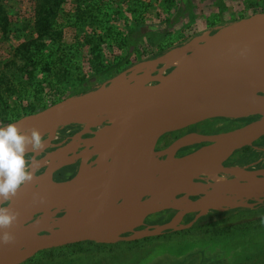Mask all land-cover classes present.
Masks as SVG:
<instances>
[{
	"label": "bare ground",
	"instance_id": "bare-ground-1",
	"mask_svg": "<svg viewBox=\"0 0 264 264\" xmlns=\"http://www.w3.org/2000/svg\"><path fill=\"white\" fill-rule=\"evenodd\" d=\"M213 59L210 48L204 45L200 37L194 36L159 59L140 61L134 65V70L165 74L166 70L171 68L168 73L196 84L204 75L203 69L209 66ZM258 73L264 78V70H259ZM168 103L169 100L156 103V109L162 111L156 118H161L169 111L170 103ZM141 104L142 102L136 97L106 98L89 104L72 118H65L44 129L42 133H47L43 136L46 146L37 153L40 154L37 158L38 165L32 168L45 167L43 175L37 179L42 186L34 188L33 181L25 185L24 219L27 220L34 210L39 209L42 215L38 218V223L55 231H62L85 211L94 208L100 191L111 174L126 133L139 114ZM92 112L102 115L92 122ZM251 114H260L261 118L251 125L242 127L239 134L226 132L209 136L205 142H215V144L207 147L206 151L183 158H173L174 151L179 148L202 142V136L198 134L182 138L159 152H156L155 147L142 151L135 159L134 169L138 186L143 187L142 189L136 187L133 192L131 208L125 206L126 220L116 222L104 240L112 242L123 239L120 237L123 233L142 232L144 228L141 226L146 214L168 206L176 209L180 214L194 212L196 217H200L208 208L220 210L222 207L236 206L243 202L244 198L264 197V167L260 168L258 163L218 166L221 165L223 157H228L232 153L234 146H239L243 139L259 134L260 129L264 127L263 108L242 96L212 100L198 104L186 126L216 115L242 118ZM104 119L107 120L106 123ZM71 120L91 121L95 129L89 131L91 136L81 141L80 146L85 145L81 149L72 148V145L54 148L55 127ZM77 158L80 160V165L75 178L62 182L63 184L53 183L51 187L49 179L53 180L52 170L74 163ZM166 184L167 190L173 191V199L170 202L166 199L167 191L164 190ZM145 193L149 196L147 200L138 201ZM177 194L182 196L174 199ZM80 196L84 198L83 202H79ZM53 207L64 209L65 215L69 214L72 220L64 217L56 220L48 219V210ZM178 219L177 215L175 221ZM12 263L9 258L0 259V264Z\"/></svg>",
	"mask_w": 264,
	"mask_h": 264
},
{
	"label": "water",
	"instance_id": "water-1",
	"mask_svg": "<svg viewBox=\"0 0 264 264\" xmlns=\"http://www.w3.org/2000/svg\"><path fill=\"white\" fill-rule=\"evenodd\" d=\"M197 36L202 39L206 47L210 48L214 59L203 69L204 75L196 84L170 73L137 71L133 66L131 69L118 72L87 89L70 94L45 108L13 121L19 122L25 131L33 127L43 131L65 118H72L89 104L106 98L136 97L142 102L139 114L126 133L111 174L102 187L94 208L85 211L66 229L55 231L37 222L42 215L39 209L34 210L29 219H24L26 191L23 186L12 201L4 202L5 206L10 204L11 208L19 212V218L10 229L15 235V241L9 244L0 242V259L9 258L13 261L12 264H20L36 253L50 248L85 241L114 243L121 240H137L183 230L197 221L170 219L165 223L150 224V229L138 235L129 232L127 238L112 242L104 240L116 222L126 220L125 206L131 208L133 192L136 187L138 189L143 187L138 186L134 169L136 157L142 151L155 147L165 135L185 127L198 104L242 96L264 109V78L258 73L259 70H264V11L255 12L216 27L214 32ZM173 48L175 46L154 59L163 57ZM165 100H169V111L161 118H156L162 113L161 109H156V103ZM101 115L92 112L91 121L93 122ZM217 116L221 115L212 117ZM91 121L82 122L83 128L77 133L82 135L88 132L93 127ZM73 122L77 121L71 120L68 123ZM244 125L245 123L232 129L219 130L213 135L222 131L239 134ZM74 135L70 141L78 139ZM198 135L202 136V141H206L212 134ZM263 136L264 127L260 129L258 135L243 139L239 146L250 144ZM239 146H234L233 149ZM33 153L31 168L38 165V159L35 157L38 152ZM57 169L59 167L53 169L52 173L54 174ZM32 171L35 176L36 169ZM39 184L37 179L32 182L34 188H37ZM167 189L166 184L164 190L167 191L166 199L170 202L173 199V191ZM145 195L147 196V194L141 195L138 201H144L146 198L142 199V197ZM49 210V218H54L55 216ZM62 210L64 212V209Z\"/></svg>",
	"mask_w": 264,
	"mask_h": 264
},
{
	"label": "rangeland",
	"instance_id": "rangeland-1",
	"mask_svg": "<svg viewBox=\"0 0 264 264\" xmlns=\"http://www.w3.org/2000/svg\"><path fill=\"white\" fill-rule=\"evenodd\" d=\"M95 2L100 6L99 11H101L100 13L97 10L96 13L98 12V16L100 19H103V23L106 27H108L106 32L99 29L95 30L97 31L96 34H101L104 38L103 43L100 45V51L105 56L107 61L113 62L114 60L121 59L120 64L112 71V75L126 69H131L135 64L142 60L158 58L165 54L166 51L159 52V49L151 44V39H156L157 43L161 42L165 45L166 43L172 44V47H176L189 41V37L192 35L197 36L199 34L202 35L207 34L208 32H214L216 27L230 23L234 20L248 16L258 11H264V0H95ZM36 4L37 0H5L7 13L12 21L10 22L11 30L6 35V37L0 31V76L3 74L6 76L4 79L7 78L6 80H10L15 86H18L17 84L20 81L17 79V76L24 60L22 58V47H20V45L21 43L28 42L38 36V33L35 29ZM79 5L80 9H83L80 1ZM74 9V0H63L57 27L63 30L60 41L62 48L61 50L66 52V54H71L73 52L78 54V57L76 58L75 56L71 55V62H69V65L71 67H75L71 68L72 72L75 75L84 74L85 80L83 86H78L79 88H68L63 93L62 98L80 90L87 89L104 78L97 76L96 73L92 71V64L90 63L91 55L88 51L89 45L83 43V40H77L76 32L71 25L76 15V10ZM138 22H143L144 24L138 27V25H136ZM135 26L138 27V31L135 34L136 44L133 46H128L126 44L123 45V36H126L131 28L133 27L134 29ZM86 28L88 32H91L93 26H86ZM169 71H171V68H168L166 73ZM23 81L24 79L22 78L21 82ZM5 86L6 84L4 83L0 87V92L2 96L6 97L7 99L9 98L10 104H13L15 99L12 95L10 97L8 96L4 90ZM260 117L261 116L258 114H251L242 118H226L223 116L211 117L206 119L204 122H200L196 125L194 124L191 126H185L167 134L162 139H160V141L155 146L156 151H161L185 132H192L193 134L195 133V130L199 128L204 131V133L200 135L207 136L209 135L207 132H209L216 125L226 124L228 126L236 125V127H238L244 123H248L249 121L259 119ZM103 121L105 123L107 122L106 119ZM2 125L4 124L0 122V126ZM82 128V122L66 124L62 123L57 125L55 127V138L53 140L54 148L58 149L62 145H72V148L77 149L84 147L85 145L80 146L81 141L85 136H91L89 131L95 129V127H91L88 132H85L82 135L78 134L77 132L81 131ZM46 135L47 133L43 134V136ZM73 135L78 139L70 141L73 138ZM197 147V144L195 146L181 147L178 149L177 153L179 156L185 153H191L192 150ZM35 157L39 158L40 154L36 155ZM33 159L34 153L28 152L27 161L29 165H31ZM226 162L228 164H253L254 162H258L260 165L264 166V136L250 144L239 146V148H234L232 153H230L227 157ZM78 163H80V161L77 158L75 159L74 163H71L70 166H62L61 168L57 169L52 175L53 180H51V178L49 179V185L52 187L53 181L60 182L61 179L65 178L66 173L67 175L70 174L69 172L72 170L71 168L77 167ZM224 165L225 163L218 166ZM44 169L45 167L41 166L36 169V174L33 181L43 175ZM72 176L73 177L67 176V180H72L75 178L74 173ZM41 184L42 183H40L38 187H40ZM181 196V194H177L174 196V199ZM148 197L145 195L142 197V199L146 198L145 200H147ZM192 198L194 199L195 196ZM83 201L84 198L80 196L79 202ZM260 204H264V197L258 199L244 198L243 202L236 206H226L222 207L220 210L209 208L202 217H196V213L194 212L180 214L176 209L168 206L158 211L151 213L149 212L146 214L141 226L144 228L142 229V232L150 229V224L165 223L170 219H176L177 215L179 216L178 220L195 219L198 221L204 218L208 219L213 214H218L215 212H225L229 208L238 206L258 209ZM79 211L81 212L82 210L80 209ZM49 212L53 213L55 216L54 218H50L51 220H56L57 218L61 217L72 220V217H70L69 214L66 216L65 211L63 212L62 209L57 207L50 208ZM63 213H65V216L62 215ZM240 213L241 212L234 213L232 216L230 215L229 217L223 218V222H235L241 216ZM57 215L60 216L58 217ZM47 218L49 219V214ZM217 218L220 217L218 216ZM175 219L172 221H175ZM197 227L198 226H194L193 224L186 229L179 230L181 233L172 234L169 238H156V236H149L154 238L151 241L150 239L142 240L143 242H146V245L141 247L139 250H123L121 253L109 254H100L92 251L86 252L84 256V262L85 264H136V262L140 261L139 259L144 254H151V250H153L158 244H164L167 247L175 249L188 246L187 244H190L192 241H194L195 243L199 244L212 243L213 245H209L211 248H216L217 246V249L220 247L223 248L222 255L218 254L217 258L215 254V258L212 257V261L210 260L211 264H237L235 263V260L238 263L240 260V264H264V247H261L259 251L254 250L255 246H257V249L258 244H262V237H255L251 239L249 242L251 243L250 246V244H248V242L245 240L244 234H239V230L234 231L232 234H228V232L220 231V227H215L217 229L207 228L206 230H203V232L198 231L199 229ZM262 227L264 228V225H262ZM139 229L140 228H138V230ZM142 232H133V234L138 235ZM128 233L129 232L123 233L120 235V237L127 238ZM91 248L93 250L96 249L93 246H91ZM241 250L243 251V254L242 252H239ZM216 259L218 261H216ZM40 260H42V258L38 257L37 263H40Z\"/></svg>",
	"mask_w": 264,
	"mask_h": 264
},
{
	"label": "trees",
	"instance_id": "trees-1",
	"mask_svg": "<svg viewBox=\"0 0 264 264\" xmlns=\"http://www.w3.org/2000/svg\"><path fill=\"white\" fill-rule=\"evenodd\" d=\"M74 1L76 15L71 24L72 28H74L76 32L77 40H83V43L89 45L88 51L91 55L90 63L92 64V71L96 73L97 76L101 78L104 77L102 79L104 80L112 75V71L120 64L121 59L114 60L113 62L107 61L100 51V45L103 43L104 38L101 34H96L97 31L95 30L99 29L106 32L108 29L103 23V19L101 18V21L98 16V12L101 13V11H99L100 6L95 0ZM79 1L83 9H80ZM62 4L63 0H37L35 8V29L38 36L20 45V47H22L21 54L24 60L17 76V79L20 80L17 84L18 86L13 85L10 80L7 81V78L4 79L6 76L3 74L0 76V87L5 83L6 86L4 90L9 97L12 95L15 99L13 104H10L9 98L7 99L2 96L0 92V122L2 124L13 122L22 116L34 113L38 109L45 108L59 101L63 97V93L70 87L83 86L85 80L84 74L75 75L71 69L75 67L69 65V62H71V55L76 58L78 54L75 52L66 54V52L61 50L60 41L63 30L58 28L57 24L61 14ZM97 10L98 12L96 13ZM11 21L7 13L5 0L4 2L0 0V31L5 37L11 30ZM142 24L144 23L138 22L136 25L139 27ZM91 25L93 28L91 32H88L86 26ZM138 27L135 26L134 29L132 27L129 33L123 36V45L133 46L136 44L135 34L138 31ZM193 36L195 35L190 36L189 39ZM150 42L159 49V52L167 51L172 47V44L166 43L165 45L161 42L157 43L156 39H151ZM22 78L24 79L23 82H21ZM238 212H241V216L238 220L232 223L223 222V218L229 217L230 215L232 216V214ZM215 213L218 214H213L208 219L204 218L194 223V226H198V231L203 232V230L207 228L214 229L215 227H220V231L232 234L234 231L239 230V234H244L245 240L250 246L251 243L249 242L251 239L262 237V244H258L257 249V246H255V251H259L261 247H264V228L262 227V225H264V204H260L258 209L234 207L229 208L225 212ZM218 216L220 218H217ZM177 233H181V231L162 234L163 236L159 235L156 236V238H169L172 234ZM153 238L154 237H146L137 240H121L111 244H96L91 241L85 244L78 242L42 250L20 264H85L84 256L86 252L92 251L100 254H109L121 253L123 250H139L146 245V242L142 240L150 239L151 241ZM187 245L188 246L174 249L164 244H158L151 250V254H141L143 256L136 264H211L210 260L212 261V257L216 254L218 258V254L222 255L223 251L221 247L217 249L218 246L216 248L209 247V245H213L212 243L199 244L192 241V243ZM91 246L96 249L93 250ZM242 250L239 252L243 254ZM38 257L42 258L40 263H37ZM216 261L218 260L216 259ZM235 263L240 264V260L239 263L235 260Z\"/></svg>",
	"mask_w": 264,
	"mask_h": 264
},
{
	"label": "clouds",
	"instance_id": "clouds-1",
	"mask_svg": "<svg viewBox=\"0 0 264 264\" xmlns=\"http://www.w3.org/2000/svg\"><path fill=\"white\" fill-rule=\"evenodd\" d=\"M45 146L46 141L39 128L25 131L19 122L0 127V242L4 244L15 241L10 229L19 218V212L10 204L5 206L4 202L12 201L23 186L34 180L27 153L39 152Z\"/></svg>",
	"mask_w": 264,
	"mask_h": 264
},
{
	"label": "flooded vegetation",
	"instance_id": "flooded-vegetation-1",
	"mask_svg": "<svg viewBox=\"0 0 264 264\" xmlns=\"http://www.w3.org/2000/svg\"><path fill=\"white\" fill-rule=\"evenodd\" d=\"M223 117H225V116H223ZM209 118H211V117H209ZM261 118V117H260ZM206 119H208V118H206ZM206 119H204V120H201V121H199V122H197V123H194L195 125L196 124H198V123H200V122H204ZM257 120H259V119H256V120H253V121H249L248 123H246L244 126H247V125H251V124H253L254 122H256ZM194 124H191V125H194ZM222 124V123H221ZM191 125H189V126H191ZM232 127L234 128V127H236V125H230V126H228V125H216L215 127H213L209 132H207L209 135H213L214 133H216L217 131H219V130H223V129H232ZM243 127V126H242ZM192 130V129H191ZM225 131H223V132H220V133H218V134H216V135H219V134H222V133H224ZM195 133L197 134H202V133H204V131L202 130V129H196L195 130ZM211 133V134H210ZM191 135H194V134H192V132H185L184 134H182L181 136H179L180 138H176L170 145H172L174 142H176V141H178V140H180V139H182V138H185V137H187V136H191ZM90 136V135H89ZM166 136V135H165ZM86 137H88V136H85L84 138H86ZM215 144V142H205V141H202V142H200V143H198L197 145H198V147L197 148H195L194 150H192V152L191 153H185V154H183V155H178V150H176V151H174V153H173V158H183V157H187V156H190V155H192V154H196V153H200V152H202V151H206L207 149V147H211V146H213ZM170 145H168L167 147H169ZM196 145V144H195ZM195 145H191V146H195ZM238 145V144H237ZM167 147H165L164 149H166ZM164 149H162V150H164ZM161 150V151H162ZM156 152H159V151H156ZM226 160H227V157L225 156V157H223L222 158V160H221V164H224L225 163V165H229L227 162H226ZM80 161V160H79ZM254 163H258V162H254ZM79 164L80 163H78L77 164V167L76 168H71L72 170L69 172L70 174L69 175H67V173H66V175H65V178H63V179H61L60 180V182L59 181H57V182H54L53 181V183L54 184H63L62 182H68V181H70V180H67V176L68 177H73L72 176V174L74 173V176L77 174V172H78V168H79ZM250 164V163H249ZM71 164H67V165H65V166H70ZM260 168H263L264 166H262V165H260L259 163L257 164ZM45 170V169H44ZM66 172H67V170H66ZM86 242H89V241H85V242H81V243H86ZM91 242H93V241H91ZM96 244H111V243H99V242H95Z\"/></svg>",
	"mask_w": 264,
	"mask_h": 264
}]
</instances>
